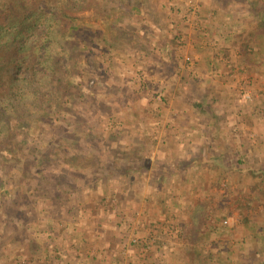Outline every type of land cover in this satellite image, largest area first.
<instances>
[{
    "label": "rangeland",
    "instance_id": "1",
    "mask_svg": "<svg viewBox=\"0 0 264 264\" xmlns=\"http://www.w3.org/2000/svg\"><path fill=\"white\" fill-rule=\"evenodd\" d=\"M79 14L80 33L63 55L74 75L60 92L64 110H53L43 133L28 139L45 158L2 174L0 264H65L66 256L91 250L103 229L96 223L108 217L126 254L144 242L155 246L163 230L177 228L173 215H162L151 198L142 223L131 220L124 185L140 173L145 153L189 139L157 127L199 121L220 123L225 132L212 135L214 149L206 152L240 173L226 174L216 228L207 218L196 225L209 231L206 238L191 231L188 241L204 254L201 264H264V0H92ZM40 111L33 103L28 112Z\"/></svg>",
    "mask_w": 264,
    "mask_h": 264
},
{
    "label": "trees",
    "instance_id": "2",
    "mask_svg": "<svg viewBox=\"0 0 264 264\" xmlns=\"http://www.w3.org/2000/svg\"><path fill=\"white\" fill-rule=\"evenodd\" d=\"M91 1L0 0V184L2 174L12 176L21 160L35 161L36 166L45 158L28 139L33 140L36 130L43 133L53 110H64L67 101L60 92L74 82V75L63 55L72 53V39L80 33L79 11L86 10ZM33 103L41 108L38 116L28 112ZM149 157L145 153L144 163L135 167L140 172L134 173L137 181ZM27 172L19 173L26 176ZM192 244L189 241L186 251L188 264L203 263L204 254ZM206 256L213 257L209 252Z\"/></svg>",
    "mask_w": 264,
    "mask_h": 264
},
{
    "label": "crops",
    "instance_id": "3",
    "mask_svg": "<svg viewBox=\"0 0 264 264\" xmlns=\"http://www.w3.org/2000/svg\"><path fill=\"white\" fill-rule=\"evenodd\" d=\"M250 1L246 0V4L250 5ZM197 71H200L199 67ZM223 72L228 73V71ZM201 110L202 108L195 110L198 112L195 114L197 118H201ZM211 113H207L209 117H212ZM175 114L178 116L177 113ZM195 124L190 126H168L166 129L157 127L156 130L163 129L167 134L170 133L172 136L179 135L180 137L185 135L186 138L194 140L192 142L186 139L185 141L177 140L176 142L168 141L160 143L161 146L158 145L157 147L159 152L155 153L153 151L146 167L141 168L140 180L137 181V178L131 176L127 184L124 185V192L126 195L129 194L130 197L127 199L128 201H125L123 210L129 215L131 220L137 219V221L142 223L144 220V209L148 205V200L156 198V201L159 203L158 208H161L165 212L162 215L172 214L174 226L177 228L170 233H166L163 230V234L165 235L161 234V236H157L160 239L156 241L155 246L147 245L144 242L142 245L130 246L131 248L129 251L127 250L128 254H126L120 248V242L117 243L116 241L115 234H118L116 233L117 227L113 224L112 219L108 217L105 222L100 221L96 223L98 229H103L97 231L95 236L92 237L91 250L83 251V254H70L66 256L65 264H177L181 262L182 264H188L189 260L186 249L182 247L184 246L185 248L186 244H189L188 239L191 238L190 232L201 230L199 235L206 238V234H209V231H204V228L203 230L197 228V223L201 221L205 222L208 218L210 223H213L212 225L215 226L214 222L217 220L219 209H214L218 208L216 206L221 203L223 198L226 199L225 196L229 192L225 183L226 174L228 172L240 173L237 168L233 169L229 167L228 161L221 156L210 155L206 152L214 149L215 143L213 142L212 135L225 132L223 127L219 126L220 123L218 122L216 125L211 126V124H202L199 121L195 122ZM218 144H220V141ZM191 149L195 152L188 153L187 151ZM184 160L186 161V165L181 164ZM219 180L220 182L217 184L218 188L216 182ZM223 193L227 194L223 195ZM163 200L164 203H162ZM231 202L232 200L229 199L224 203L227 212V204ZM137 211L140 217L135 216ZM213 213L214 219L212 220L211 216H213ZM210 217L211 219H209ZM129 224H131L130 221ZM209 228L207 227L206 230H209ZM106 232L113 233L111 236L112 240L108 241L103 238ZM86 238L87 236H83L81 241L79 239L76 240L77 245L82 246V241ZM166 238L176 243L175 250L180 248V254L176 255L175 251H173L174 249L167 246L168 239ZM182 249L183 255L181 256ZM142 251L147 252L143 253Z\"/></svg>",
    "mask_w": 264,
    "mask_h": 264
},
{
    "label": "built area",
    "instance_id": "4",
    "mask_svg": "<svg viewBox=\"0 0 264 264\" xmlns=\"http://www.w3.org/2000/svg\"><path fill=\"white\" fill-rule=\"evenodd\" d=\"M188 59V58H187ZM189 60V59H188ZM224 223L226 224L227 223V221L226 220H224Z\"/></svg>",
    "mask_w": 264,
    "mask_h": 264
}]
</instances>
